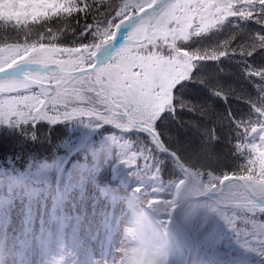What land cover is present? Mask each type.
I'll return each instance as SVG.
<instances>
[{"label":"rangeland","instance_id":"rangeland-1","mask_svg":"<svg viewBox=\"0 0 264 264\" xmlns=\"http://www.w3.org/2000/svg\"><path fill=\"white\" fill-rule=\"evenodd\" d=\"M201 2L192 0L190 11L197 9L198 18L206 19L213 14V10L210 11L208 8L212 4L203 8ZM249 2L252 7L255 6L252 0ZM31 5V0H0V7L5 8L6 13L10 11L12 15L18 17L22 16L23 11L29 13ZM219 10L214 9L215 13ZM263 16L260 14L258 18L262 23ZM256 20L253 21L257 23ZM179 23L184 24L181 21L178 25L170 23L165 34L158 36L154 42L162 44L165 40L171 39L176 31L184 32L185 25L180 27ZM256 23L249 27L253 36L251 44H254L255 39H261V35L255 30ZM259 27L264 28L260 24ZM194 51L186 49L176 55L175 63L172 55L161 56L167 59L160 58L158 63L171 69L172 74L155 92L156 103L140 117V120L143 123L155 124V118L160 114H168L169 118L176 116V124H166L167 133L161 131L157 123V126L152 128L160 137L165 138L170 149L186 159L190 158L199 163L200 154H204L205 149L211 152V148L200 144L199 140L202 139L204 142V137L210 139L212 135L208 125L198 121L199 116L194 110L197 108L204 111L207 116L214 117L217 124L215 127L219 133L228 135L229 132L221 129L227 126L229 120L220 118L222 113L219 107L225 111L220 104L216 109L211 105L215 102L213 95L224 98L222 94L224 89L219 84L221 81L227 87L226 91H223L227 99L229 97L239 99L235 92L242 93L243 85L240 82L237 86L238 77H235V74L231 78L219 79L217 71L219 62L222 72H233L232 66H235L239 81L242 79L237 64L226 59L228 55L222 52L216 54L207 52L204 58H199L192 54ZM3 52L5 51L0 48V65L6 59H3ZM34 53H36L34 57L23 61L40 65L56 63L61 68L77 63L76 51L59 58L51 53L41 54L38 49ZM182 67H185V70L181 75ZM51 69L54 70L55 67ZM191 70H197L194 76ZM25 73L35 81L47 82L45 84L50 82V78L32 69L25 70ZM248 75L249 78L254 77L251 71L249 73L245 71V76ZM195 79H203L205 83L203 81L202 84L196 83ZM9 80L10 78L0 79V91L4 90ZM183 80L190 82L183 85L185 87H180L176 95L173 94L169 88L170 84ZM208 87L217 94H212ZM170 99L172 103L176 101L174 106L179 108L177 115L173 113L174 108L169 107ZM62 120L71 125L68 129L70 141L76 142L84 135L87 137L81 146L77 147V143L67 144L69 147L67 158L62 157L59 163L54 164L41 163L34 175L28 172L7 179L0 174V201L4 200V206L0 209V264H169L168 261L182 250L177 246L184 247L187 244L186 234L192 237L193 231L197 232L200 229L201 219L200 211L193 210L192 204L184 203L181 209L182 212L191 215L189 223L192 228L187 224L182 228L183 243L180 241L179 233L178 237L176 235L166 237L165 229L168 224L170 225L169 217L178 220L180 210L178 204L171 206L174 174L175 172L181 174L177 170L175 159L169 156L161 159L158 156L162 150L160 143L143 129L133 126L118 127L115 123L100 122L86 115ZM197 141L198 144L195 145ZM254 143L261 154H264V128L256 133ZM87 148L89 149L84 153L80 151ZM222 152L225 155V149H222ZM221 155L224 157L222 153ZM203 160L208 162V165L216 162L215 156L211 153L204 156ZM60 163L67 164L66 170L58 168ZM30 177L34 178L40 187L39 191L31 194L26 187ZM207 179L217 180L213 174L207 175ZM111 189L114 190V194L108 195L107 191ZM185 189L190 196H195V185L188 184ZM59 192H63L64 196H60ZM234 194L238 192L235 191ZM204 205L207 204H200L198 207L202 208ZM252 205L250 202L246 203L248 209H256ZM146 210L149 214H154L153 217H149L150 222L145 214ZM259 210L260 215L264 216V210ZM257 219L253 217L251 220L252 232L257 239L245 244L246 257H240L242 259L240 262L235 260L237 253L231 243L228 247L221 241L214 249L205 250V246L201 247V242L198 244L197 240L196 248L192 250L193 254L191 252L187 257L188 263L264 264V217L262 221L258 220L259 222H256ZM211 226V222L202 224V232L207 233ZM199 234L201 233L198 232ZM236 245L240 247L242 243ZM160 259L163 263L158 262Z\"/></svg>","mask_w":264,"mask_h":264},{"label":"trees","instance_id":"trees-1","mask_svg":"<svg viewBox=\"0 0 264 264\" xmlns=\"http://www.w3.org/2000/svg\"><path fill=\"white\" fill-rule=\"evenodd\" d=\"M152 1L139 0L137 3L136 0H31L32 5L29 13H24L22 10L21 17L12 15L10 11L6 13L5 8L0 7V48L5 51L3 52V59L6 58L0 67L12 61L17 62L31 56L34 57L36 54L34 52L42 45H55L67 48L69 52L76 51L77 63L75 65L85 67L89 61H92L91 56L96 47L109 40L115 24L121 18L135 13ZM201 1L203 8L212 4L208 8L210 11L213 10V14L206 19H199L197 9L190 11V15L181 20L184 24L179 23L180 27L185 25L184 32L176 31L171 39L165 40L162 44L152 41L149 47L141 50L145 51L146 54H151L157 62L160 58H163L162 60L167 59L161 56L172 55L171 58L174 63L177 60L176 55L181 54L186 49L187 51L196 50L192 54L199 58H204V54L207 52L211 54L222 52L224 55H228L226 59L237 64L242 79L239 81L240 78L235 66H232L233 72H222L220 62L217 65L219 79L231 78L235 74V77H238L237 86L240 82L243 85L242 93L234 91L239 99L232 97L227 99V95L223 92L226 91L227 87L219 81L220 87L224 89L222 91L224 98L222 99L220 95L221 98L213 95L217 100L213 99L215 102L211 105L216 109L220 104L225 110L223 112L219 107L222 113L220 118L229 120L227 126L221 129L229 132L228 135L219 133L218 128L215 127L217 124L214 117L207 116L204 111L197 108L194 110L199 116L198 121L205 122L212 135L210 139L204 137L205 143L199 138L202 140V143L199 140L200 144L211 148V152H207L205 149L204 154H200L199 163L190 158L186 159L178 152L171 150L178 159L183 160L180 161L189 173L188 184L195 185L197 195L217 191L223 178L236 176L246 183L256 196L264 199V164L262 165L264 154H261L254 143L256 133L264 128V28H258L259 24L264 26V23L258 20L260 14L264 15V0H252L255 4L253 7L249 2L250 0ZM216 8L220 10L215 13L214 9ZM247 8L251 9L247 10ZM255 19L259 24L253 21ZM255 23V30L259 32L261 39H255L254 44H251L253 36L249 27ZM176 24L178 25V23ZM85 31L89 33L87 37L83 35ZM214 37L218 38L214 40ZM148 43L145 42V44ZM210 44L214 45L210 46ZM188 55L191 54L188 53ZM235 57L237 59H234ZM184 70L185 67L180 69L181 75L184 74ZM245 71L248 73L251 71L254 77L245 76ZM196 72L197 70H193V76ZM195 80L196 83L202 84V81L205 83L203 79ZM183 85L187 84H170L169 88L174 89L173 94L176 95L180 87H185ZM208 90L212 94L215 93L211 87H208ZM230 94L236 96L234 93ZM175 102L172 103L170 99L169 107L174 108L173 113L177 115L179 108L174 106ZM54 114L50 112V115ZM155 120L164 133H167L165 128L167 123L176 124V116L169 118L168 114H160ZM156 123L141 122V124L150 127L157 126ZM69 126L71 125L63 120L55 122L29 121L20 124L0 121V174L7 179L28 172L34 175L37 172L36 168L41 163L50 162L54 164L59 163L62 157L67 158V153H69L67 144L77 143V147H79L87 138L84 135L76 142L70 141ZM199 137L202 138V136ZM160 138L170 149L165 138ZM90 139L88 140L89 143ZM194 144L197 145L198 141ZM222 145H224L223 148H221ZM88 149L80 151L84 153ZM222 149H225V155ZM208 153L215 156L216 162L214 164L208 165V162L203 160V157L207 156ZM158 156L161 159L169 158L163 150L158 153ZM66 166L67 164L62 165L60 163L58 168L66 170ZM175 173L171 206L178 204L180 199L178 192L183 183L180 174ZM209 174H213L217 180H208L207 175ZM34 180L32 177L29 179L30 183ZM28 191L31 192V189ZM235 191L238 194H234ZM249 202L256 209H248L246 203ZM205 203L206 206L199 208L200 204ZM187 204H192L193 210L196 209L201 212L200 229L197 232L193 231L192 234L194 248H196L197 240L198 244L201 242V247L205 246V250L214 249L223 241V245L229 247L228 244L231 243L234 246L237 253L236 261L242 260L240 257H246L245 244H250L253 239H257L255 233L252 232L251 220L253 217L255 219L258 217L256 222L262 221L264 216L260 215L261 210L259 209L264 210V206L257 205L242 185L236 181H230L220 196L185 203V205ZM147 214L148 222H150L149 217H153L154 214H149L148 211ZM190 217L191 215L188 212H182L180 207V221L192 228L189 223ZM169 220L170 225L168 224L165 229L166 237L173 235L178 237L177 233H179L180 241L183 240L179 224L173 218L169 217ZM210 222L212 226L208 232H202V224ZM198 232L201 234L198 235ZM238 243H242V245L236 247ZM178 247L181 248L182 246ZM184 248L176 253V256L168 263L179 264L177 258L180 260L184 257ZM158 262L163 263V260L160 259Z\"/></svg>","mask_w":264,"mask_h":264},{"label":"snow or ice","instance_id":"snow-or-ice-1","mask_svg":"<svg viewBox=\"0 0 264 264\" xmlns=\"http://www.w3.org/2000/svg\"><path fill=\"white\" fill-rule=\"evenodd\" d=\"M191 3L192 0H158L142 10L126 22L128 31L124 36L118 32L84 69L72 64L57 69L51 78L61 87L44 88L22 75L17 77L19 68L0 72V79L10 78L0 91V121L55 122L86 115L118 127H140V117L156 103L155 92L171 76V69L141 49L164 35L170 23L187 18ZM83 35L87 37L89 33L85 31Z\"/></svg>","mask_w":264,"mask_h":264},{"label":"water","instance_id":"water-1","mask_svg":"<svg viewBox=\"0 0 264 264\" xmlns=\"http://www.w3.org/2000/svg\"><path fill=\"white\" fill-rule=\"evenodd\" d=\"M158 2V0H155L151 5H148V6H145L141 9H139L137 12L127 16V17H124L122 18L116 25L115 27V30H114V33L111 37V39L107 42V44H111L112 40L116 37L117 33L118 32H121V36L123 37L124 36V33H126L128 31V29L125 26L126 22L130 21V19L134 16H139L141 14V11L144 10V9H147V8H150L152 6H154L156 3ZM121 29H123V31H121ZM120 41L117 40V44H119ZM40 53L41 54H47V53H54V52H58L60 51V48L59 47H55V46H42L40 49H39ZM100 49H98L96 51L99 52ZM65 53H67V50H64ZM95 53V55H96ZM95 55L93 56V59L95 57ZM50 66H55V69H51L53 67H50ZM14 68H19V71L17 72V77L19 76H23V78L25 80H28L29 82H33V83H37L39 84L41 87H50V86H56V87H61L63 86L62 84L61 85H57L56 83H48V84H45V83H41V82H38V81H35L31 78H29L27 76V74L25 73V70L27 69H32L33 71H37L39 72L41 75H43L44 77H48V78H51L52 77V74L57 70V69H63L61 68L59 65L55 64V63H47V64H43V65H40V64H37V63H34V62H29V61H22V62H18L16 64H13L7 68H3V69H0V72H3L5 70H8V69H14ZM42 69H48L47 72H44V71H41ZM80 69H84V68H80ZM4 78H9V77H4ZM139 128H142L150 133H152L153 135H155L154 131L147 127V126H144V125H140ZM155 137L157 138V140L159 142H161V140L158 138V136L155 135ZM162 143V142H161ZM166 152L169 153L172 157H176L175 154H173L172 152H170L168 149H166ZM231 180H236V181H239L241 184H243L246 188V190L252 195V197L258 201V203L260 204H263L264 205V201H261L260 199H258L255 195H253V193L251 192V190L249 189V187L239 178H236V177H226L225 179H223V181L221 182V185L219 187V190L215 193H207V194H203V195H200V196H197V197H189L185 194L184 190H183V187L181 188L180 190V196L181 198L186 201V200H195V199H204V198H207V197H213V196H218L222 190L224 189L225 187V184L228 182V181H231Z\"/></svg>","mask_w":264,"mask_h":264}]
</instances>
